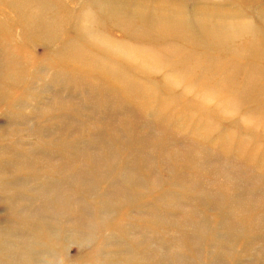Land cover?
<instances>
[{
	"label": "rangeland",
	"instance_id": "1",
	"mask_svg": "<svg viewBox=\"0 0 264 264\" xmlns=\"http://www.w3.org/2000/svg\"><path fill=\"white\" fill-rule=\"evenodd\" d=\"M140 1L0 0V137L4 135L0 142L10 143L9 160L0 163V171L12 170L9 176H0V225L6 247L10 243L15 248L12 252L2 247L0 262L20 264V239L40 224L36 237L55 255V264L84 263L86 253L102 264V252L112 250L108 242L102 247L103 240L119 234L113 223L123 222L122 214L132 210L126 189L134 179L117 173L119 162L112 159L108 167L115 168L110 170L115 177L93 176V184L82 185L88 172L78 178L83 169H69L88 154L87 170L96 172L100 162L91 159L92 149L88 154L82 151L87 136L78 133L88 129L81 122L102 124L105 130L91 135L99 134L106 149L113 141L120 151L117 142L127 132L153 147L162 143L155 150L150 147L154 160L148 161L150 168L158 162L155 174L161 184L149 186V193L145 188L136 190L130 199L136 206L152 197L166 203L165 189L175 200L184 197L169 190L173 177L166 167L175 156L171 166L185 164L187 173H197L200 165L201 178L223 181L219 189L236 192L237 201L264 200V0H172V5L166 2L167 9L162 7L166 17L155 25H148L145 13L161 19L154 0H147L145 7ZM159 1L162 5L165 0ZM112 125L118 135L111 140ZM142 126L144 134L138 131ZM72 136L77 143L70 141ZM95 142L89 147H98ZM30 143L39 146L33 151L12 150ZM130 151L142 158L149 148L130 147ZM161 151L167 155L165 163L158 159ZM213 171L221 172L215 176ZM185 177L186 182L182 179L175 186H194ZM231 178H238L240 190L225 182ZM54 182V190L43 191ZM103 192L119 194L124 202L114 207L108 202L115 211L107 208L102 220L97 200ZM190 194L198 196V191ZM81 201L79 214L84 208L91 214L83 222L84 229L90 225L84 241L71 228ZM204 215L218 218L211 210ZM53 231H57L54 236ZM57 235L61 237L56 239ZM114 235L113 240L128 245ZM260 246L264 250V244ZM200 247L204 250L205 245Z\"/></svg>",
	"mask_w": 264,
	"mask_h": 264
},
{
	"label": "bare ground",
	"instance_id": "2",
	"mask_svg": "<svg viewBox=\"0 0 264 264\" xmlns=\"http://www.w3.org/2000/svg\"><path fill=\"white\" fill-rule=\"evenodd\" d=\"M159 2V0H154L153 8H158L156 12L161 13V19H156L153 17V13L145 11V13L147 14L146 20H148V16L150 18V23L148 25H155L160 20L165 18L166 14L163 8L167 9L165 6L166 2H168V5H172L173 1L165 0L162 5ZM139 3L140 6L145 7V4H147V0L145 2L144 0H141ZM122 22L123 21H119V23ZM78 56L80 57L81 54H78ZM155 60L159 61L158 59ZM74 67L77 68V72H80L79 70L81 69H79L77 65ZM31 109L33 110L34 108ZM41 112H43V110ZM4 122L7 123V120H5ZM81 124L86 125L88 129L86 131L85 127V130L81 128V130L84 132L80 131V133H78L80 135L84 133V136H87L85 138L86 140L81 143L84 145L82 151H86L88 154V149H92L91 159H94L96 157L95 160L100 162V167L96 170V172H91L90 168L87 170L86 166L88 165V163H90L88 154L86 157L81 158L83 159L82 161L76 164L79 167L74 165L73 167H71V169H69V171H78L80 169H83L78 178H80L85 172H88L86 175V182H83L82 185L88 187L93 184V176H95L96 179L103 178L105 177V175L108 176V178L115 177L116 172L113 173L112 176L110 175V170L115 168L108 167V163L111 162L112 159H116L119 162L118 166L120 167L118 169H120V171L117 173L124 172L125 179H134L132 182H130V187L126 189L127 194L131 196L128 198L129 200L127 201V203L129 202V209L132 210L129 211L127 209L128 211L126 210L125 213L122 214L120 220L123 222L118 221L116 222V224L113 223V228L115 230H119V234L117 233L114 235L111 233V236H105L107 239H105L104 237L102 247H104L108 242L109 245L111 244L113 248L112 250H109V252L101 251L104 256V258L102 259V264H264V250L260 246L264 244V200H261V197L255 201L247 202V199L244 200V202L240 200L237 201L236 199H234V196H236L237 194L236 192L226 193L219 189L223 181H211L208 177L204 176L203 178H201L202 172L199 170L200 165H198L197 173H187L188 169H184L187 167H183L185 164L180 167L176 165L171 166L177 160V157L174 155L175 157L172 158L170 165L169 163H166V168L168 172L170 171L171 177H173V180L169 182L170 185H172L173 187L169 188V190L171 192H176L179 196L182 195L184 197H181V200H175L171 198L170 193H168V190L165 189L163 197L166 196V203H163V201L158 198L152 197V201H148L144 204L141 203L140 206L139 203L136 206L137 203H132V201L130 200L132 199V197L136 196V190H143V188H145L146 193H149L150 191H152L149 186L154 188V186H160L161 184L158 180V174H155L157 173L156 167H159L158 162H156L155 168H150L151 165H148V161L149 159L154 160V158H152L150 147H152V150H155L156 148L160 147V144L162 143L157 145L153 144L155 146L153 147L148 140H146L148 142L138 140V136L136 134H134L133 132H127L126 130L125 133H127L125 135V139L121 142H117L118 146L121 148L120 151L116 150V144L113 145V141L112 145L110 144L111 147H107L106 149L104 147L106 146V143L103 139L101 140L99 138V134L97 135V137H95V135L94 137H92L91 135V132L102 133L103 130H105L102 124L95 125L94 123L92 125L88 122H81ZM115 128L116 127L113 125L108 128L111 140L115 139L118 135L117 130ZM134 129H136V127ZM143 129L144 126H142V128H140L138 131L144 134V131L146 129ZM41 132H43V129L35 130L36 134H40ZM76 135L77 134H75L74 136ZM1 137H4V135ZM90 138H93V140L98 142V147L95 145H93V148L89 147L90 143H96L95 141L90 142ZM224 140L227 143L226 138H224ZM38 141L42 140L38 139L37 142ZM70 141H74L75 143H77L76 137L73 136ZM14 142L17 144L21 143L24 145V143L20 141ZM123 143H125L127 146H124ZM9 144L10 143L8 142L6 144L5 142H0V163H6L9 160H6V158H8V153H10L8 152ZM23 145L21 147L16 146L12 150L15 152H19L17 148L19 147L21 152H23V149H27V151H33V147L35 148L39 146L30 143L29 146L25 148ZM133 146L135 148H141L143 150H145V147H147L149 148V152L147 151L146 155L142 153V158L139 157V155L134 151H130V153H128L127 151L130 150V147L134 148ZM117 154H122V156H119ZM30 155L33 156L34 154L31 153ZM158 156V159L162 160V162H164L165 157L167 158V155H164V151ZM14 157L16 159V154L13 155V158ZM185 157L190 159V157L188 156ZM87 158L88 160L86 163L85 160ZM262 161H264V155ZM69 163L71 164L70 161ZM104 163H107L105 168ZM133 163L138 164L139 166L134 165ZM24 164L29 166L27 163ZM210 166L213 167V164H211ZM101 167H103L104 170L101 169ZM215 167L217 166L215 165ZM15 169L16 167L13 168V170ZM11 172V169L2 170L0 171V176L3 175L1 178L7 177L11 174ZM220 172L221 171H213V174L217 176ZM77 176L78 174L75 177ZM185 176H188L190 182H194V186L192 185L191 187H176L175 184H178V181L182 179H184L185 182L187 181V177ZM60 178L62 181V178L64 177L60 176ZM256 178L259 177L257 176ZM256 178L255 180H257ZM233 179L234 178H231L227 181L225 180V182L230 183L232 187L237 186V190H240V186H238V178L237 181ZM241 180H243L244 183H249L246 177H242ZM61 181L59 180L58 182ZM6 183H1V185H5ZM36 183L37 181L34 180L32 185L36 186ZM56 183L57 182H54L52 184L50 183L49 187H47L49 188V190L46 188L43 191L50 192L51 190H54L56 188ZM231 183H234L236 186ZM46 185H48V183H46ZM108 187L109 186H107L106 189H108ZM209 187H213V190H210ZM81 190H83L84 193V189ZM194 190L198 191V196L194 194L189 195V193L193 192ZM96 195H99V192H97ZM98 198L99 201L97 200V202L100 205L98 210V219L102 218V212H107V208H109L110 211L111 208L113 209V207L116 206L118 203L124 202V200H121L119 194L113 192L109 194H107V192H103ZM259 201H261L260 204ZM108 202L114 204L113 207H107ZM80 204L83 205V202L81 201L77 205V208L74 210V215L76 214V218L78 219L74 218L75 220L72 221L71 228L76 231V236H79V239L81 241H84L88 234L83 233H87L88 231H90V229H88L90 225L88 224L86 226V229H84L83 222L86 221L91 214H89V211L85 208L81 213L82 215L79 214V209H81V207L83 208V206ZM169 207H172V210ZM207 210H211L212 214H217L218 218L215 219L213 216H209V218H207L204 215V211ZM254 210H257L256 213L251 215V211L254 212ZM113 211L115 210L113 209ZM131 211H135V213L133 212V214L131 215ZM205 220H207L208 225L205 224ZM132 223H134V225ZM41 226L42 224L38 225L37 227H35L36 229L33 228V232H28V234H25L21 237L18 247V257L20 260V264H50L51 260V263L55 264V255L51 251H49L50 248H43L42 246H40L41 242L40 240H38V237H36L40 229H42ZM2 227L3 226L0 225V249L3 247L8 250L9 248V250L13 252L15 251V248L11 247L10 243L8 245V248L6 247L7 239L5 233L2 232ZM55 232L57 231H53V236ZM130 234L134 236H128ZM143 234L147 236L146 240L142 238L139 239L140 236H142ZM113 235H118V237L122 238L123 242H126L128 245L126 246L124 243H120L121 241L117 242V240L114 239L116 241L115 242L112 239ZM66 236L67 235H62V237ZM58 237H61V235L55 236L56 239ZM53 240L54 239H51L52 247L54 246L53 244H55ZM200 243H203L205 245L204 250L200 247ZM235 246H237L238 248L236 249V251ZM3 248L1 249L2 251H4ZM44 256H46L47 258ZM93 257V255L91 256L86 253V261L84 263L78 264H90L91 262H93ZM73 263L76 264L75 262ZM0 264L4 263L0 262ZM93 264H96L95 259Z\"/></svg>",
	"mask_w": 264,
	"mask_h": 264
}]
</instances>
